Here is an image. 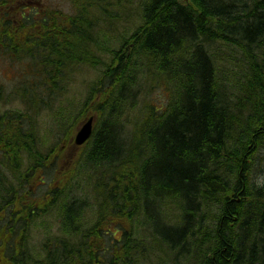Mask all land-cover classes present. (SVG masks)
I'll return each mask as SVG.
<instances>
[{"label":"trees","instance_id":"16d2710c","mask_svg":"<svg viewBox=\"0 0 264 264\" xmlns=\"http://www.w3.org/2000/svg\"><path fill=\"white\" fill-rule=\"evenodd\" d=\"M20 1L0 0V57L18 69L13 89L0 80V264H264V0H70L72 12ZM223 53L238 59L234 88L217 71ZM77 64L95 81L76 106ZM137 70L173 95L147 118L139 108L128 130ZM227 92L246 98L238 117ZM13 101L25 110L5 109ZM45 110L66 128L53 144L34 116ZM98 112L75 156V119ZM71 161L77 172L51 173Z\"/></svg>","mask_w":264,"mask_h":264},{"label":"rangeland","instance_id":"374dc122","mask_svg":"<svg viewBox=\"0 0 264 264\" xmlns=\"http://www.w3.org/2000/svg\"><path fill=\"white\" fill-rule=\"evenodd\" d=\"M36 2L40 3L41 7H44V8H47V9H49V8H62L64 10L68 11V12H72V5L70 3V0H36ZM36 6L39 7L38 5H36ZM231 54H232V56H231ZM223 55L225 56V58H223L224 61H221L222 59L219 58V57L217 58L218 61L222 62V64L220 62H218V64L220 63L219 65L221 67V68H219L220 69L219 73L222 72V73H220V77L222 76L224 81L227 80L226 83H227L228 87L229 86L232 87L234 84H232V81H230L231 79H228V78H231V77L235 76V72L232 73L233 71H231V72L229 71L228 67H230L231 65L229 66L228 63L231 60H234L236 62L237 57L233 53H228V55L223 53ZM99 56H100V53L95 52V57L98 58ZM91 57L93 58V56H91ZM107 57L108 56H104V57H102L100 59H95L97 61H100V60L104 59L100 63V65H98V67L96 68V72H98L100 69L103 70V68L108 64L109 57L108 58ZM226 57H228V58H226ZM185 59H187V58H185ZM227 60H229V61H227ZM237 61H238V59H237ZM104 62H105V65H104ZM137 65L140 68L143 66V64H141L140 62L138 64H136V66ZM74 66H75V68H73V69L68 66V68H70V69H68V73L70 74V77L72 78L73 83L70 86L67 87V93H69V95L72 97V98L68 99L70 104H73V103L75 104L76 103V106H77V103H79V101L81 99L83 101H85V99L87 98L89 93L93 90L92 87H93L95 79H94L93 65H91V66H87L86 65L85 66V64H83V65L82 64H77V65H74ZM222 66L223 67L226 66L227 69L226 68H222ZM16 68H17V66H13V64H11L10 62H7L6 59L0 57V80H2L4 83H6L8 85V86L7 85L6 86L9 89H13L11 86L15 85L16 72L18 71V69H16ZM145 70H146V68L143 67L142 71H145ZM147 74H150V72L147 73ZM139 75H140V78H141L142 84H143L142 90H141V92L139 93V96H138L141 99L139 98V101L138 102L136 101V104H134V105L132 103V104H128L126 106H123L124 109H125V111H124L125 114L122 113V118L126 114H130V116H131V119H130L131 121L128 122V126L126 124L128 130L132 129V118L134 117V114L137 111H139L140 109L144 110L145 111L144 112L145 113V117L147 118V116L149 114L150 107H161V109L164 110L168 100L172 96V92H171V90H169L170 86L168 84H166L167 83V78H165L164 76H163V80H162V77H157V76H152L150 78L148 76L142 75L140 73V70H137V76H139ZM229 75H231V76H229ZM236 79H238L240 81V79L238 77H236ZM129 80L132 81V79H129ZM234 81H235L234 82L235 84H238V83H236L237 81L235 79H234ZM229 82H231V83H229ZM227 93L229 94V92H227ZM227 93L225 95L228 96ZM230 94H231V96L234 95V94L235 95L237 94L236 96L230 97V98H229V96H230L229 95L228 98L231 101H237L236 102L237 105L239 104L240 107H243L242 104H244L243 102H244V100L246 98H243V99L240 98L242 96H240V94L238 92L237 93L236 92L235 93L234 92H230ZM238 97H239V99H238ZM62 99L63 100H61V101H66V97H64ZM91 105H93V103ZM239 105H238V107H239ZM58 108L61 109V107H58ZM5 109H8L11 112L25 110L24 106L18 101L11 102L10 105L5 106ZM87 112L88 113H91V112L93 113V107ZM100 114H101V112H98V113H96L94 115V117L97 118L96 121H98ZM34 116H35V119H36V123L40 127L41 134H45L46 133V135L49 137L48 144H53L54 142H56L61 137V135L62 136L64 135V133L58 132L57 128H62L64 130H66V128H64L65 124H60V123L59 124L58 123L54 124L53 119L50 118V114H48V112L46 110L45 111H40L39 113L34 114ZM75 120H76L75 130L73 131V133L71 132V139L75 138L77 131L79 130V128L83 124L82 122L86 121L85 118L80 119L79 117H77ZM67 128H69V127H67ZM50 129H51V133H50ZM81 148L82 147H80L77 150L73 151L75 156L79 155L78 153L80 152V150L83 149V148L82 149ZM263 167H264V163L261 162V164L260 163L257 164V169L258 170L260 168V171H261L262 169H264ZM79 168H80L79 166H76V163L71 161L68 164H65V163L61 164L59 172L56 173L55 171H52L51 173H53L56 176V175H59L60 171H62V170H72V169H74V171L77 172V170H79ZM258 176H259L258 177V181H260L262 179L261 173H258ZM263 176H264V174H263ZM53 177H54L53 175H49V173H47V175L44 177L45 183L40 185L39 188H41L43 190H47L48 189L47 179L53 178ZM256 185H257V183H256ZM259 200L264 201L262 199H259ZM262 203H264V202H262ZM166 212H168V214H166V215L171 220V222L178 218V215H179V211L178 210H174L173 209V210H169V211H166ZM209 212L210 211L208 210V217L210 216V213H211V212L210 213ZM210 222H211V220L208 221V223H210ZM113 230H114V232H116V236L120 238L121 232L117 231L116 228L113 229ZM160 255L161 254L154 255V256L156 257V256H160ZM165 259H167L166 260L167 262H165V264H171L172 263V257L170 255H166Z\"/></svg>","mask_w":264,"mask_h":264},{"label":"bare ground","instance_id":"6f19581e","mask_svg":"<svg viewBox=\"0 0 264 264\" xmlns=\"http://www.w3.org/2000/svg\"><path fill=\"white\" fill-rule=\"evenodd\" d=\"M141 1H142V0H141ZM221 1H222V0H221ZM144 2H145V1H144ZM146 2H147V1H146ZM179 2H184V1H179ZM137 3H138V2H137ZM141 3H142V2H141ZM181 4H182V3H181ZM142 5H143V4H142ZM184 5H185V4H184ZM220 5H221V4H220ZM138 6H139V5H138ZM143 10H144V8H143ZM118 11H119V10H118ZM141 12H142V11H141ZM179 12H180V11H179ZM219 12H220V11H219ZM234 12H235V11H234ZM138 16H139V15H138ZM138 18H139V17H138ZM138 18H136V19H138ZM142 19H143V18H142ZM134 20H135V19H134ZM143 20H144V19H143ZM114 21H115V20H114ZM127 22H128V21H127ZM138 22H139V21H138ZM141 23H142V22H141ZM143 25H144V23H143ZM133 26H135V25H133ZM146 26H147V25H146ZM125 27H128V26H125ZM131 27H132V26H131ZM136 27H137V26H136ZM136 27H135V28H136ZM135 28L133 27V29H135ZM122 29H123V28H122ZM127 29H128V32H129L130 29H129V28H127ZM137 30H138V28H137ZM145 31H146V30H145ZM68 32H69V31H68ZM132 32H133V30H132ZM134 32H135V31H134ZM56 33H57V32H56ZM130 33H131V32H130ZM139 33H140V32H139ZM60 34H61V33H60ZM83 34H84V33H83ZM121 36H122V35H121ZM125 36H126V35H125ZM61 37H62V36H61ZM132 37H133V36H132ZM85 38H86V37H85ZM117 38H119V37L117 36ZM120 38H121V37H120ZM122 38H123V37H122ZM65 39H66V38H65ZM131 39H132V38H131ZM119 40H120V39H119ZM122 40H124V39H122ZM117 41H118V40H117ZM131 41H132V40H131ZM114 42H115V41H114ZM86 43H87V42H86ZM78 44H79V43H78ZM80 44H81V43H80ZM186 44H187V42H186ZM75 45H76V44H75ZM182 45H183V44H182ZM174 46H175V45H174ZM130 47H131V46H130ZM87 48H88V47H87ZM117 48H118V47H117ZM127 48H129V47H127ZM132 48H133V47H132ZM185 48H186V47H185ZM88 49H89V48H88ZM119 49H120V48H119ZM89 50H90V49H89ZM181 50H182V49H181ZM91 52H92V51H91ZM128 53H129V52H128ZM100 54H101V53H100ZM131 54H132V53H131ZM180 54H181V53H180ZM122 55H123V54H122ZM129 55H130V54H129ZM129 55H128V56H129ZM227 55H228V54H227ZM231 56H232V54H231ZM231 56H230V57H231ZM126 57H127V56H126ZM96 58H97V57H96ZM107 58H108V57H107ZM180 58H181V57H180ZM188 58H189V57H188ZM188 58H187V59H188ZM224 58H225V56H224ZM226 58H228V57H226ZM231 58H232V57H231ZM184 59H185V58H184ZM220 60H221V59H220ZM115 61H116V60H115ZM119 61H120V60H119ZM123 61H124V60H123ZM153 61H154V60H153ZM221 61H222V60H221ZM223 61H224V60H223ZM227 61H229V60H227ZM231 61H232V60H231ZM231 61H230V62H231ZM134 62H135V61H134ZM217 62H218V61H217ZM234 62H235V61H234ZM108 63H109V62H108ZM132 63H133V62H132ZM220 63L222 64V62H220ZM220 63H219V64H220ZM227 63H228V62H227ZM231 63H233V62H231ZM217 64H218V63H217ZM230 65H232V64H229V66H230ZM233 65H234V64H233ZM132 66H133V65H132ZM132 66H131V67H132ZM219 66H220V65H219ZM226 66H227V65H226ZM226 66H225V68H226ZM138 67H139V66H138ZM141 68H142V67H141ZM222 68H223V66H222ZM69 69H70V68H69ZM79 69H80V68H79ZM226 69H227V68H226ZM228 69H229V67H228ZM146 70H147V68H146ZM146 70H145V71H146ZM219 70H220V69H219ZM219 70H217V71H219ZM223 70H224V69H223ZM217 71H216V73H217ZM221 71H222V70H221ZM229 71H230V70H229ZM230 72H231V71H230ZM230 72H229V73H230ZM216 73H215V74H216ZM220 73H222V72H220ZM220 73H219V74H220ZM233 73H234V72H233ZM227 74H228V73H227ZM69 75H70V74H69ZM136 75H137V74H136ZM217 75H218V73H217ZM221 75H222V74H221ZM224 75H225V74H224ZM224 75H223V76H224ZM134 76H135V75H134ZM215 76H216V75H215ZM219 76H220V75H219ZM229 76H231V75H229ZM235 76H236V73H235ZM235 76H234V77H235ZM216 77H217V76H216ZM221 77H222V76H221ZM225 77H226V76H225ZM234 77H233V78H234ZM222 78H223V77H222ZM233 78H231V79H233ZM217 79H218V78H217ZM226 79H227V78H226ZM228 79H230V78H228ZM241 79H242V78H241ZM219 80H220V79H219ZM60 81H61V82H64V81H62V80H60ZM213 81H214V80H213ZM217 81H218V80H217ZM226 81H227V80H226ZM226 81H225V82H226ZM231 81H232V80H231ZM225 82H223V83L226 84ZM233 82H235V81H233ZM122 83H123V82H122ZM229 83H231V82H229ZM229 83H228V84H229ZM71 84H72V83H71ZM128 84H129V83H128ZM220 84H222V83H220ZM220 84H219V85H220ZM232 84H233V83H232ZM230 85H231V84H230ZM128 86H129V85H128ZM224 86H225V85H224ZM226 86H227V84H226ZM237 86H238V85H237ZM126 87H127V86H126ZM229 87H230V86H229ZM229 87H228V88H229ZM130 88H131V87H130ZM230 88H232V87H230ZM233 88H234V85H233ZM235 88H236V87H235ZM53 89H54V88H53ZM224 89H225V88H224ZM238 89H239V88H238ZM122 90H123V89H122ZM226 90H227V89H226ZM228 90H229V89H228ZM241 90H242V89H241ZM129 91H130V90H129ZM129 91H127V92H129ZM136 91H137V90H136ZM180 91H181V90H180ZM203 91H204V90H203ZM223 92H225V91H223ZM73 93H74V92H73ZM85 93H86V92H85ZM131 93H132V91H131ZM174 93H175V92H174ZM176 93H177V91H176ZM234 93H235V92H234ZM236 93H237V92H236ZM126 94H127V93H126ZM129 94H130V93H129ZM225 94H226V93H225ZM172 95H173V93H172ZM175 95H176V94H175ZM177 95H178V94H177ZM218 95H219V94H218ZM229 95L231 96V94H228V96H229ZM234 95H235V94H234ZM236 95H237V94H236ZM236 95H235V96H236ZM64 96H65V95H64ZM225 96H227V95H225ZM240 98H241V97H240ZM140 99H141V98H140ZM238 99H239V97H238ZM242 99H243V98H242ZM242 99H241V100H242ZM241 100H240V101H241ZM173 102H174V101H173ZM236 102H237V101L232 102V104H233V107H232V108H233V109H231V110H233V114L236 115V116L238 117L239 115H237L236 113H237L238 110L240 109V105L238 104V105H239V107H238V105H237ZM242 102H243V101H242ZM69 103H70V102H69ZM77 104H78V103H77ZM169 104H170V103H169ZM157 108H158V107H156L155 109H157ZM155 109L153 108V110H155ZM158 109H159V108H158ZM123 110H124V109H123ZM83 111H84V110H83ZM121 111H122V110H121ZM155 111H156V110H155ZM24 112H25V111H24ZM166 112H167V111H166ZM155 113H156V112H155ZM132 114H133V113H132ZM108 115H109V114H108ZM108 115H107V116H108ZM149 115H150V114H149ZM234 115H233V116H234ZM142 118H143V117H142ZM148 118H149V117H148ZM72 119H73V118H72ZM233 119H234V118H233ZM149 120H150V119H149ZM123 123H124V122H123ZM132 123H133V122H132ZM124 124H125V123H124ZM82 125H83V124H82ZM146 125H147V124H146ZM146 125H145V126H146ZM127 126H128V124H127ZM80 128H81V127H80ZM80 128H79V129H80ZM144 129H145V128H144ZM78 131H79V130H78ZM78 131H77V133H78ZM77 133H76V136H75V138H74V141H75V143H76L79 147H81V146L85 145V143H86V142L90 139V137L92 136V134H93V128H92V131H91L89 137H88L83 143H81V144H78V143L76 142ZM258 135H260V134H258ZM93 136H94V134H93ZM129 136H130V135H129ZM255 138H256V137H255ZM90 140H92V139H90ZM96 141H97V140H96ZM89 142H91V141H89ZM258 143H259V142H258ZM89 144H91V143H89ZM86 145H87V144H86ZM100 146H101V145H100ZM89 147H90V146H89ZM89 147H88V148H89ZM250 147H252V146H250ZM256 148H257V147H256ZM86 149H87V148H86ZM89 149H90V148H89ZM151 151H152V150H151ZM27 153H28V152H27ZM149 154H150V153H149ZM208 155H209V154H208ZM26 156H27V155H26ZM37 156H38V155H37ZM83 156H84V155H83ZM220 160H221V159H220ZM222 160H223V159H222ZM141 163H142V162H141ZM7 164L9 165V163H7ZM7 164H6V165H7ZM215 164H216V163H215ZM8 165H7V166H8ZM233 165H234V164H233ZM0 166H1V165H0ZM215 166H216V165H215ZM5 167H6V166H5ZM226 167H227V166H226ZM9 168H10V167H9ZM141 168H142V167H141ZM213 168H214V167H213ZM233 168H234V167H233ZM235 168H236V167H235ZM235 168H234V170H235ZM241 168H243V167H241ZM255 168H256V167H255ZM263 168H264V167H263ZM3 169H4V168H3ZM226 169H227V168H226ZM259 169H260V168H259ZM6 170H8V169H6ZM9 170H11V168H10ZM241 170H242V169H241ZM246 170H247V168H246ZM256 170H257V169H256ZM4 171H5V170H4ZM227 171H228V170H227ZM225 172H226V171H225ZM231 172H232V171H231ZM250 172H251V171H250ZM226 173H227V172H226ZM228 173H230V172L228 171ZM9 174H11V173H9ZM253 174H254V173H253ZM6 175H7V174H6ZM203 175H204V174H203ZM218 176H219V175H218ZM220 176H221V175H220ZM230 176H231V175H230ZM230 176H229V177H230ZM252 176H253V175H252ZM7 177H8V176H7ZM11 177H12V176H11ZM224 177H225V176H224ZM243 177H244V176H243ZM9 178H10V177H8V179H9ZM232 178H233V177H232ZM232 178H231V179H232ZM245 178H246V177H245ZM247 178H248V177H247ZM255 178H256V177H255ZM0 179H1V178H0ZM229 179H230V178H229ZM234 179H235V177H234ZM227 180H228V179H227ZM237 180H238V179H237ZM243 180H244V179H243ZM243 180H242V181H243ZM245 180H246V179H245ZM9 181H10V179H9ZM228 181H229V180H228ZM235 181H236V180H235ZM230 182H232V181L230 180ZM228 183H229V182H228ZM238 183H239V182H238ZM256 183H257V182H256ZM256 183H255V184H256ZM229 184H230V183H229ZM243 184H244V183H243ZM189 185H190V184H189ZM263 185H264V184H263ZM227 186H228V185H227ZM229 186H230V185H229ZM241 187H242V186H241ZM241 187H240V188H241ZM243 187H245V186H243ZM250 187H251V186H250ZM258 187H259V186H258ZM262 189H264V187H263ZM221 190H222V189H221ZM229 190H232V189H229ZM259 191H260V190H259ZM262 191H263V190H262ZM254 192H255V191H254ZM252 193H253V192H252ZM175 195H176V194H175ZM79 196H80V195H79ZM159 196H160V194H159ZM73 197H74V196H73ZM230 197H231V196H230ZM250 197H251V196H250ZM257 197H258V195H257ZM58 198H59V197H58ZM83 198H84V197H83ZM159 198H160V197H159ZM260 199L264 200V193L261 194ZM72 200H73V199H72ZM164 200H167V198L164 199ZM164 200H163V201H164ZM174 200H175V199H174ZM228 200H230V199H228ZM76 201H77V200H76ZM83 201H84V200H83ZM163 201H162V202H163ZM180 201H182V200H180ZM230 201H231V200H230ZM258 201H259V200H258ZM158 202H159V201H158ZM262 202H264V201H260L259 203H260V204H263ZM22 203H23V202H22ZM163 203H164V202H163ZM176 203H177V202H176ZM226 203H227V202H226ZM238 203H239V202H238ZM252 203H253V202H252ZM20 204H21V203H20ZM260 204H258V205H256V206H257V207H260ZM23 205H24V204H23ZM50 205H51V204H50ZM75 205H76V204H75ZM163 205H165V204H163ZM163 205H162V206H163ZM30 206H31V205H30ZM90 207H91V206H90ZM164 207H165V206H164ZM79 208H80V207H79ZM83 209H85V208H83ZM89 209H91V208H89ZM174 209H175V208H174ZM244 209H245V208H244ZM74 210H75V209H74ZM170 210H171V209H170ZM172 210H173V209H172ZM71 211H72V210H71ZM204 211H205V210H204ZM207 211H208V210H207ZM255 211H258V209H256ZM82 212H83V211H82ZM96 212H97V211H96ZM0 213H1V212H0ZM209 213H210V212H209ZM28 214H29V213H28ZM81 214H82V213H81ZM210 214H211V213H210ZM83 216H84V215H83ZM57 217H58V216H57ZM79 217H81V216H79ZM47 218H49V217H47ZM65 218H66V217H65ZM84 218H85V216H84ZM158 218H159V217H158ZM53 219H55V218H53ZM199 219H200V218H199ZM233 219H234V218H233ZM56 220H57V219H56ZM62 220H63V219H62ZM203 220H204V219H203ZM261 220L264 221V217H262ZM53 221H54V220H52V222H53ZM50 222H51V221H50ZM52 222H51V223H52ZM57 222H58V221H57ZM92 222H93V221H92ZM220 222H221V221H220ZM55 224H57V223L55 222ZM91 224H92V223H91ZM48 225H50V224H48ZM52 225H54V223H53ZM30 231H31V230H30ZM152 231H153V230H152ZM205 232H206V231H205ZM24 233H25V232H24ZM203 233H204V232H203ZM32 235H33V234H32ZM38 235H39V234H38ZM204 235H205V234H204ZM202 237H204V236L202 235ZM34 239H35V238H34ZM33 242H34V241H33ZM165 244H166V243H165ZM166 245H167V244H166ZM188 248H189V247H188ZM28 250H29V249H28ZM213 250H214V249H213ZM146 253H147V252H146ZM163 254H164V253H163ZM141 255H142V254H141ZM143 255H144V254H143ZM143 255H142V256H143ZM146 255H147V254H146ZM145 257H147V256H145ZM164 257H165V256H164ZM209 257H210V256H209ZM147 258H148V257H147ZM150 258L152 259V257H150ZM143 259H145V258H143ZM202 260H203V259H202ZM211 260H212V259H211ZM37 261H38V260H37ZM145 261L147 262L146 259H145ZM146 262H145V263H146ZM141 263H142V262H141ZM145 263H144V264H145Z\"/></svg>","mask_w":264,"mask_h":264},{"label":"water","instance_id":"95a60500","mask_svg":"<svg viewBox=\"0 0 264 264\" xmlns=\"http://www.w3.org/2000/svg\"><path fill=\"white\" fill-rule=\"evenodd\" d=\"M93 122H94V118L90 117L87 121L83 123L76 137V142L78 144L83 143L89 137L93 128Z\"/></svg>","mask_w":264,"mask_h":264}]
</instances>
